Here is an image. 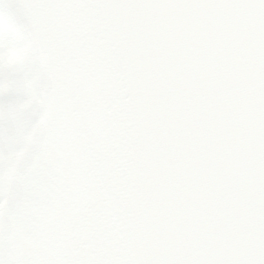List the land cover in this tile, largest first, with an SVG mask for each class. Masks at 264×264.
I'll list each match as a JSON object with an SVG mask.
<instances>
[{
    "label": "snow or ice",
    "instance_id": "obj_1",
    "mask_svg": "<svg viewBox=\"0 0 264 264\" xmlns=\"http://www.w3.org/2000/svg\"><path fill=\"white\" fill-rule=\"evenodd\" d=\"M0 264H264V0H0Z\"/></svg>",
    "mask_w": 264,
    "mask_h": 264
}]
</instances>
